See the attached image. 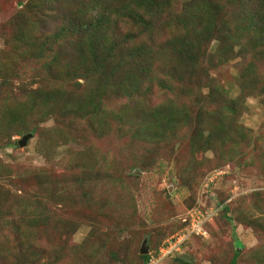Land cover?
<instances>
[{"label":"rangeland","instance_id":"374dc122","mask_svg":"<svg viewBox=\"0 0 264 264\" xmlns=\"http://www.w3.org/2000/svg\"><path fill=\"white\" fill-rule=\"evenodd\" d=\"M34 1L0 0V75L10 73L11 63L5 62V56L16 58L13 72L18 74L11 81L0 77V187L6 193L0 194V238L10 230L12 217L7 215L10 208L25 201L30 204L31 199L48 203L42 197L52 193L56 184H50L46 191L45 182L53 179L69 188L62 194L64 205L52 207V218L47 220L46 227L39 221L41 231L33 229L23 246L14 235L11 237L9 248H18L19 252L27 249L19 255L0 254V264H142L140 249L144 241L146 255L153 259L150 264H180L177 259L181 256L192 260L186 264H229L235 250L239 252L235 264H261L262 261L252 260L257 252L264 256L261 86L254 89L255 84L248 83L241 95L238 63L220 65L224 57L210 55L202 65L208 70V79L199 70L193 78L188 73L181 81L145 80L130 92L131 100L141 98L145 102L139 111L148 107L161 113L151 120L153 129L149 127L147 132L161 131L164 125L169 137L150 142L120 136L122 121L119 124L111 120L117 118V111L124 108L129 111L143 100L122 104L113 97L103 102L111 115L108 117L113 118L105 119L100 137L83 122L80 125L86 132L78 128L74 133L63 123L72 139L47 157L37 147L48 142L47 130L56 121L52 118L41 121L33 113L24 115L20 106L31 90L39 87L36 83L39 64L30 60L26 66L19 65L20 50L13 48L14 42L18 44L15 27L21 24L15 13L28 9L31 17L27 25H31L38 12L30 8ZM185 1L173 0L168 10L179 12ZM50 9L45 8L39 17L43 35L53 26L54 30L64 26L61 18L69 17L52 15ZM158 26L156 23L154 27ZM115 30L118 33L115 26L108 35ZM214 49L215 45L208 46L210 52ZM70 55L69 51H63L60 56L63 62L66 59L65 63H71ZM258 65L261 82L264 63ZM177 107L189 110L193 119L189 126L167 123L165 116L181 114ZM132 121L142 124L143 118L133 117ZM197 129L203 133L204 149L193 151V147H198L194 141L200 140L194 138ZM26 135L31 137L20 147L18 142ZM11 143L16 146L11 147ZM73 164L82 165L86 172L76 176L79 171L74 170ZM38 173L43 177L35 175ZM76 178L81 186H77ZM73 180V186H69ZM224 207L228 208L226 215L230 219L224 217ZM182 232H187V237L171 243L175 246L171 256L160 259L153 254ZM53 237L56 240L52 243ZM33 252L36 258H29Z\"/></svg>","mask_w":264,"mask_h":264},{"label":"trees","instance_id":"16d2710c","mask_svg":"<svg viewBox=\"0 0 264 264\" xmlns=\"http://www.w3.org/2000/svg\"><path fill=\"white\" fill-rule=\"evenodd\" d=\"M172 2L173 0H35L30 8L38 10L37 20H32L31 25H27L31 17L28 9L23 8L15 13L16 19H21L20 27H15L18 44L14 42L13 47L20 50L22 61L19 65L26 66L30 60L39 64V73L36 75L38 82L35 81L39 87L31 90L20 106L24 115L33 113L41 121L49 118L56 121L54 127L47 130L50 136L48 142L44 146L42 143L38 145L40 153H46L48 157L60 145L67 144L72 139L63 123L74 133L78 128L82 129L83 122L86 128H93L95 135L100 137L105 130V119L113 118L108 117L111 115L106 112L103 102L113 97L122 104H134L143 100L139 97L135 101L131 100L130 92L137 90L145 80L179 78L181 81L188 73L192 77L199 70L208 79V70L202 65L210 55L223 56L218 63L220 65L231 63L230 61L238 63L241 95L247 90L248 83L255 84L254 89L261 86L264 92V79L261 82L258 80V64L264 63V0H186L179 12L169 11ZM48 7H51L48 11L52 15L59 13L62 17H69L67 20L61 18L64 26L56 30L53 26L47 35H43L39 30L43 26L39 17ZM163 15L167 17L161 20L165 17ZM156 23L160 29L154 27ZM115 26L118 33L115 30L108 35L109 30L115 29ZM100 37L105 39L101 40ZM212 45H215L214 52L208 50V46ZM63 51L72 54L69 58L71 63H65L66 59L65 62L62 61L60 55ZM4 60L11 63L8 69L10 73L0 77L4 81H11L12 77H18L13 72L16 58L8 59L5 56ZM182 74L184 75L181 77ZM73 86L76 88L73 89ZM201 88L200 85L199 89ZM211 97L212 95L209 96ZM142 102L140 105L135 103L129 111L127 108L117 111V118L111 121L119 124L122 121L118 134L150 142H159L169 137L170 133L167 135V127L164 125H160L161 131L147 132L149 127L152 128L151 120L161 116V113L159 110L150 111L153 108L148 107L139 111V107L145 104L144 100ZM177 109L181 114H171L170 118L165 116L167 123L174 121V125L179 123L182 127L189 126L193 121L189 110ZM133 117H142L143 123H134ZM219 119L223 122L224 116ZM82 131L86 132L85 129ZM195 132L194 138L200 140H192L198 146L193 147V151L202 150L203 133L199 129ZM14 145L10 144L11 147ZM73 166L75 169L72 170L79 171L76 176L86 172L82 165ZM35 175L43 177L39 173ZM75 181L77 186H81L79 178ZM73 183L74 180L69 186H73ZM38 184H42V181ZM44 184L46 191L50 184H56L52 193H46L42 197L48 203L31 199L28 200L31 201L30 204L25 201L9 209L7 215L12 217L11 231L0 238L1 255L8 257L23 253L27 248L20 252L18 248H9L11 237L18 238L22 245L26 241L25 237L28 238L33 229L37 230L39 221L42 226H47L55 204L64 205L62 194L69 187L64 183L58 185V181L53 179ZM1 189L0 187V194L4 193ZM227 211L228 208L224 207V217L230 219L226 215ZM54 240L55 237L50 241L53 243ZM237 246L242 248L240 243ZM159 249L153 254L157 255ZM262 255L257 252L252 260L262 261L261 264H264ZM238 257L239 252L235 250L229 264H235ZM29 258H36V254L33 252ZM140 258L142 264H148L150 255H141ZM177 261L186 264L180 258Z\"/></svg>","mask_w":264,"mask_h":264},{"label":"built area","instance_id":"2783aa9c","mask_svg":"<svg viewBox=\"0 0 264 264\" xmlns=\"http://www.w3.org/2000/svg\"><path fill=\"white\" fill-rule=\"evenodd\" d=\"M187 237V232H182L181 234H176L175 236L171 237L170 240L166 241L164 245L159 249L158 257L160 259L166 258L168 255H170L173 252V246L171 243H176L177 241L181 242ZM181 238V239H179ZM178 242V243H179ZM178 245V244H177ZM159 261V260H158ZM157 261V262H158ZM150 262L153 263V259L150 260ZM149 262V264H150ZM156 262V263H157Z\"/></svg>","mask_w":264,"mask_h":264},{"label":"water","instance_id":"95a60500","mask_svg":"<svg viewBox=\"0 0 264 264\" xmlns=\"http://www.w3.org/2000/svg\"><path fill=\"white\" fill-rule=\"evenodd\" d=\"M31 137V135H26L24 136L19 142H18V145L20 147H23L26 143V140L29 139ZM146 241L143 242L142 244V247L140 249V254L142 255H146L148 250H147V247H146ZM180 260H182L183 262H186V263H192V260H190L189 258H187L186 256H181L180 257Z\"/></svg>","mask_w":264,"mask_h":264},{"label":"clouds","instance_id":"9594fccd","mask_svg":"<svg viewBox=\"0 0 264 264\" xmlns=\"http://www.w3.org/2000/svg\"><path fill=\"white\" fill-rule=\"evenodd\" d=\"M163 245H164V244H162V246H163ZM162 246H161V247H162ZM161 247H160V248H161ZM158 253H159V252H158ZM169 256H171V254L168 255L166 258H168ZM150 260H151V258H150ZM150 260H149V262H150ZM148 264H149V263H148Z\"/></svg>","mask_w":264,"mask_h":264}]
</instances>
